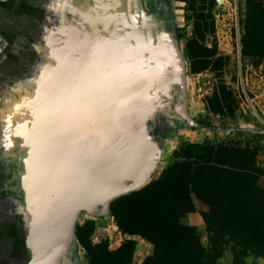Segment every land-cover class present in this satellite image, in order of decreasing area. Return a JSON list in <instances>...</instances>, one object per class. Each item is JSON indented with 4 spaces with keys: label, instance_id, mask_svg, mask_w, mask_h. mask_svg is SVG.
Masks as SVG:
<instances>
[{
    "label": "rangeland",
    "instance_id": "1",
    "mask_svg": "<svg viewBox=\"0 0 264 264\" xmlns=\"http://www.w3.org/2000/svg\"><path fill=\"white\" fill-rule=\"evenodd\" d=\"M139 1L146 13H152L159 23L162 50L150 67L158 69L155 72L158 74L162 72L163 61L174 58L179 78L172 87V94L158 99L150 98V93L147 95L149 99L142 119L149 139L155 142L152 155L158 165L145 182L121 196L160 179L171 164L184 161L188 151L197 152L198 148H190L189 143L203 146L230 143L258 150L257 165L264 170V58L248 54L243 42L248 0H144L146 5L143 0ZM122 2L134 20L142 18L135 14V0ZM97 3L96 0H0V97L3 106L18 104L23 107L27 99L38 97L41 88L38 78L44 75L49 61L57 62L62 48L52 46L49 40L51 30L56 27L54 21L48 20L49 15L59 14L83 22L81 12L90 17L88 7L98 6ZM35 111L34 104L26 105L20 115L35 118ZM79 115L84 116L81 110ZM6 123L0 114V149ZM40 129L43 131L42 127ZM36 135L41 136V133ZM69 136L67 143L71 141ZM15 147L22 149L19 143ZM67 150L65 148V155ZM159 154L163 157L157 158ZM71 159L73 161V157ZM22 170L19 173L21 184L27 174L25 168ZM58 174L56 177H61L62 174ZM252 176V205L264 209V176L257 173ZM115 199L109 202L108 214L98 210L96 215H84L83 219L95 218L85 222L81 231L88 247L107 245L110 250H116L119 243L122 245L132 239L134 234H125L116 222L111 207ZM86 209L83 206V210ZM4 232L0 229V238L4 237ZM199 233L202 244L210 247L207 227L206 232ZM140 236L144 245L150 244ZM224 238L218 245L222 256L212 259L210 264H264V254L236 244L229 237ZM34 241L28 238L12 240L15 248L12 256L21 255L26 248L30 264ZM145 246L141 248L146 251ZM72 249L77 260L72 264H91L89 251L79 240ZM1 256L0 264L11 262L6 252H1Z\"/></svg>",
    "mask_w": 264,
    "mask_h": 264
},
{
    "label": "flooded vegetation",
    "instance_id": "2",
    "mask_svg": "<svg viewBox=\"0 0 264 264\" xmlns=\"http://www.w3.org/2000/svg\"><path fill=\"white\" fill-rule=\"evenodd\" d=\"M96 1L98 6L88 7L90 17L81 12L83 22L59 14L49 15L48 20L54 21L56 26L49 34V40L52 46L62 49L57 54V62L49 61L44 75L38 78L41 85L39 96L25 102L28 106H36L35 118L20 115L26 105L3 106V98L0 97V114L7 121L6 129L2 131V146H15L19 138L21 148L28 151L27 174L23 180L29 188L35 185L32 172H38L45 181L52 175L53 152L43 159V167L39 165L42 159L36 157L39 153L34 152L39 151L42 141L52 140L55 151L65 132V137L75 135L77 148L81 141L87 140L88 145L82 149L84 156L89 158L95 143L87 138L95 137L100 122L99 102L94 97L97 90L106 91L109 102L117 96L120 103L145 91L149 85L150 98L158 99L171 93L179 78L174 58H166L162 72L155 73L151 79L150 72L155 68L150 66L158 60L157 56L162 50L158 36L159 23L153 14L146 13L139 0H135V14L142 16L140 20L132 18L130 10L123 8L122 0ZM134 74L137 76L136 83L131 82ZM145 105V102H141L140 120L143 125L142 111ZM80 110L84 116L79 115ZM40 133L41 136L36 135ZM83 168L77 166L75 171L80 172ZM68 170L73 171L72 168ZM77 178V182H80ZM55 249L61 259L70 258L68 249L64 254L61 246H55ZM34 251L35 263L43 264L41 249L34 247Z\"/></svg>",
    "mask_w": 264,
    "mask_h": 264
},
{
    "label": "trees",
    "instance_id": "3",
    "mask_svg": "<svg viewBox=\"0 0 264 264\" xmlns=\"http://www.w3.org/2000/svg\"><path fill=\"white\" fill-rule=\"evenodd\" d=\"M243 42L248 54L264 58L263 1L248 0ZM189 147L198 150L188 151L186 159L171 164L160 179L111 204L124 233L140 234L154 245L142 264H210L222 256L218 245L224 237L264 254V209L252 205V175L264 176L257 165L258 150L230 143ZM194 198L209 206L203 217L210 247L202 244L196 227L182 222L195 210ZM82 229L78 240L88 249L91 264H132L135 240L127 239L116 250L88 247Z\"/></svg>",
    "mask_w": 264,
    "mask_h": 264
},
{
    "label": "water",
    "instance_id": "4",
    "mask_svg": "<svg viewBox=\"0 0 264 264\" xmlns=\"http://www.w3.org/2000/svg\"><path fill=\"white\" fill-rule=\"evenodd\" d=\"M156 70L158 69L150 72L151 79L154 78ZM136 81L137 77L134 74L131 77V82L136 83ZM149 87L145 91L131 96L127 101H120V103L117 102V96L114 97L116 100L113 99V101L109 102L106 91L97 90L94 97L99 102L98 115L100 122L96 127L95 137L87 138L89 142L94 141L95 143L91 148L92 152L89 158L84 156V149H82L86 144L88 145L87 140L81 141L80 147L77 148L75 146L77 143L75 135H72L69 144L66 141L65 132L55 151L52 149L54 142L51 140L48 141L50 144L47 145V157L43 158L36 154V157L38 156L39 159H42L39 165L43 167V159L48 158L50 153L53 152L50 179L48 178L46 182L38 172L31 171L34 177L33 182L37 186L40 183L42 187L70 184L71 186L73 185L78 195L84 196L87 204L92 203L91 199H97L106 205L111 200L137 188L145 182L152 171L153 156L146 151V144H148L149 140L145 128H143L144 125L140 120V105L141 102H148ZM69 146L71 148L66 151L68 159L63 160L64 156H66L64 150ZM34 152L39 153L35 150ZM72 157L73 161L69 162ZM62 163L66 164L65 169L62 171L61 177H56L55 171L62 166ZM77 166L85 168L77 172L75 171ZM70 168L73 171L68 170ZM77 177H79L80 182H77ZM36 197L39 196L37 195ZM87 197L91 199L86 200ZM65 230L63 236L55 240L39 239L37 243L35 240L34 243L36 244L33 247L39 249L49 248L52 243H55L56 247H62L64 254L71 244L72 223H69ZM35 262L36 260L33 264H36Z\"/></svg>",
    "mask_w": 264,
    "mask_h": 264
},
{
    "label": "crops",
    "instance_id": "5",
    "mask_svg": "<svg viewBox=\"0 0 264 264\" xmlns=\"http://www.w3.org/2000/svg\"><path fill=\"white\" fill-rule=\"evenodd\" d=\"M143 2L146 5V1L143 0ZM149 14L152 15V13ZM147 87H149V85ZM67 140L68 139H66V141ZM148 140L149 142L146 144V151L152 155L154 151V146H152V144L155 142L150 140L149 137ZM3 141L4 140L2 139V142ZM18 141L19 138H17L16 142L18 143ZM47 142L48 141L46 140L41 142L42 146L38 151V156L43 158L47 157ZM68 148L70 149V146ZM2 149H0V223L2 224L0 225V229L6 232H4V237L0 238V243L2 245L0 246V253H7V258L11 261L8 264H28L30 256L26 248L23 249L21 255L18 256L16 254L15 256H12V252H14L13 250L15 249L12 240L25 238L34 239L36 242L39 239L55 240L56 238L63 236L67 225L72 223V240L70 248L68 249V255L70 258H63L62 263V259L58 256L55 249V243H52L49 248L45 247L46 249H41L43 255L42 263H76V255L72 252V246L75 241L78 240L77 232L85 222L95 220L92 216H87V218L83 219L84 215L87 213H93L96 215L99 211L102 214H108L110 209L108 206L109 204L106 205L97 199H91L89 197H87L86 200L91 199L92 203L87 204L84 196L78 195L73 185H66V183L61 186L58 185L51 187H42L39 183L38 186L35 184L31 188L27 187L24 183L21 184L19 173H22L23 168L27 169L25 156L28 155V151L25 149H19V147L16 148L15 146H11L10 148L2 146ZM162 157L163 155L161 154L157 156V158ZM19 158L23 159L19 160ZM63 160H66V158ZM70 161H72V159H70L69 162ZM157 165L158 162H155L153 159L152 170ZM62 166L58 171H55V176H57V173H59L58 175H61L62 171H64L65 167L63 166L64 168H62ZM37 195L39 197H36ZM194 204L195 210L187 213L182 218V222L185 225L196 227L198 231L204 233L206 232V222L203 213L209 210V206L197 198H194ZM83 206L87 209L83 210ZM123 234L124 233L122 232V238ZM138 237L141 236L138 234L132 236V239L136 241L132 264H142L145 258L151 255L154 251V245L149 240L150 244H145V246L142 239ZM120 245L121 243L116 247L119 248ZM142 245L146 247V251L142 250ZM32 248L33 259L30 264H33L35 261V251L33 246ZM0 258L3 257L1 256Z\"/></svg>",
    "mask_w": 264,
    "mask_h": 264
}]
</instances>
